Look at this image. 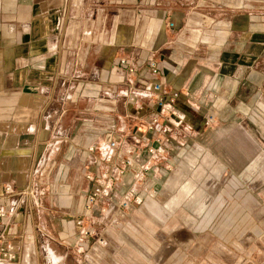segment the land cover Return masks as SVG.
Here are the masks:
<instances>
[{
    "label": "crops",
    "instance_id": "obj_1",
    "mask_svg": "<svg viewBox=\"0 0 264 264\" xmlns=\"http://www.w3.org/2000/svg\"><path fill=\"white\" fill-rule=\"evenodd\" d=\"M157 80L179 91L172 113L155 103ZM111 139L119 145L109 163L99 150ZM195 166L217 168L201 172V191L227 167L264 216V0H0V205L20 201L7 227L15 264H177L150 228L169 219L168 245L191 240L189 226L174 224L185 207L175 203L181 171ZM105 174L112 189L84 215ZM165 200L174 206L161 219L153 203ZM137 227L147 229L142 251L125 234ZM248 239L264 245V236ZM262 251L247 264H264ZM178 261L192 264L191 254Z\"/></svg>",
    "mask_w": 264,
    "mask_h": 264
},
{
    "label": "rangeland",
    "instance_id": "obj_2",
    "mask_svg": "<svg viewBox=\"0 0 264 264\" xmlns=\"http://www.w3.org/2000/svg\"><path fill=\"white\" fill-rule=\"evenodd\" d=\"M240 152L245 151L241 149ZM241 167L242 172H248L251 168L248 164ZM216 169V166H195L191 167L190 171H181L182 175L185 174L186 180L181 186H177V194L180 195L176 198L178 202L175 204L185 207L177 206L174 224L189 226L192 232L189 233L191 240L183 237L174 247L168 245L165 242L166 237L164 238L167 230L163 228L171 221L169 219L161 226L152 225L150 228L154 237L158 235L160 237V250L176 253L177 264H182L178 259L187 252L191 254L192 264H247L249 253L263 254L264 245L248 244L249 237L264 236V216L260 206L251 204L253 199L244 189L246 182L240 180L238 189L234 187L233 175L226 167L219 172L220 177L215 183L211 185L208 179L206 190H199L197 179L201 178V172L206 171L207 177L211 178V172H215ZM143 203L152 204V201ZM153 204L155 214L159 218L171 216L164 213V209H169L172 205H168V200ZM146 232L147 229L137 227L135 230L128 229L125 234L129 238H135V247L142 251V248L146 247L142 243L144 240L142 236H145ZM175 233L178 237V234L183 232Z\"/></svg>",
    "mask_w": 264,
    "mask_h": 264
},
{
    "label": "built area",
    "instance_id": "obj_3",
    "mask_svg": "<svg viewBox=\"0 0 264 264\" xmlns=\"http://www.w3.org/2000/svg\"><path fill=\"white\" fill-rule=\"evenodd\" d=\"M169 27L174 26V22L169 21L167 23ZM120 64L123 66L128 65V61L126 58L120 59ZM148 65L150 74L153 77H159L161 74L160 69L158 68L157 60L154 59L152 56L148 57ZM122 67V66H121ZM118 67V70L119 68ZM129 72H134L135 69L133 66H127L126 67ZM151 87L153 88L155 93V103H157L158 108L165 113H172L176 109V100L179 97V91L178 90H169L165 88L163 83L160 80L154 81L151 84ZM147 95V93H145ZM215 120V116L212 113L207 114L203 118V126L204 127H210L212 126L213 122ZM159 121V118L157 115L153 116L151 119V123L147 126L148 129H152L154 127V124H156ZM159 140H162V138H155V141L158 142ZM119 145L117 140L111 139L107 142V144H104L100 147V155L106 162L111 163L112 157L109 155V150L113 147H117ZM96 146L92 145L90 146V150H95ZM148 151L150 153L158 152L161 153L162 149L160 147H155L154 145H151L148 147ZM124 163L126 165L131 164L130 159L124 160ZM147 170V169H145ZM124 170L122 168H119L117 174L122 175ZM87 178H91L90 174H86ZM115 181L114 175L111 174H105L104 176L98 178L90 192L88 193L86 197V201L83 206L84 215L89 214L92 212L95 204L104 196L109 194V191L113 187V183ZM5 191L7 193L12 194V189L10 186L5 187ZM32 193V191H30ZM130 195L133 196L134 202L138 203L140 202L139 196H137L136 189L131 188L129 191ZM19 205L20 201L19 199L13 198V195L10 200V205L8 207H5L3 205H0V264H15L16 262V254L14 251V245L11 240L10 234L7 232V227L9 225V222L11 219L19 215ZM128 200H122L120 202V206L127 207ZM77 225L81 226V233L85 236L90 235V229L85 225V219L84 216H79L76 220Z\"/></svg>",
    "mask_w": 264,
    "mask_h": 264
}]
</instances>
